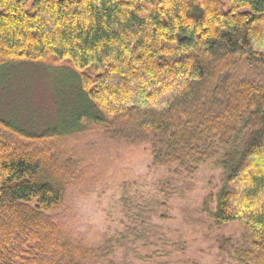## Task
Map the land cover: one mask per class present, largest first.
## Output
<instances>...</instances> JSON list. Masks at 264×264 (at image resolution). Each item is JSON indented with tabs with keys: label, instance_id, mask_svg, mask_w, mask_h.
<instances>
[{
	"label": "trees",
	"instance_id": "1",
	"mask_svg": "<svg viewBox=\"0 0 264 264\" xmlns=\"http://www.w3.org/2000/svg\"><path fill=\"white\" fill-rule=\"evenodd\" d=\"M23 62L72 67L83 106L41 134L0 115V264L119 262L70 229L91 169L62 145L92 127L176 177L224 150L210 216L264 264V0H0V73Z\"/></svg>",
	"mask_w": 264,
	"mask_h": 264
},
{
	"label": "rangeland",
	"instance_id": "2",
	"mask_svg": "<svg viewBox=\"0 0 264 264\" xmlns=\"http://www.w3.org/2000/svg\"><path fill=\"white\" fill-rule=\"evenodd\" d=\"M23 63L0 73V115L30 134L73 124L83 106L72 83L78 73ZM103 136L92 127L62 145L87 150L91 169L85 195L70 199L74 239L90 247L111 243L117 264H239L234 254L244 244L243 228H217L210 216L224 177V150L193 178L176 177L154 166L145 146Z\"/></svg>",
	"mask_w": 264,
	"mask_h": 264
}]
</instances>
